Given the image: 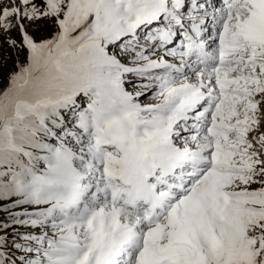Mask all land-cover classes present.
Listing matches in <instances>:
<instances>
[{
    "label": "snow or ice",
    "instance_id": "obj_1",
    "mask_svg": "<svg viewBox=\"0 0 264 264\" xmlns=\"http://www.w3.org/2000/svg\"><path fill=\"white\" fill-rule=\"evenodd\" d=\"M0 213V264H264V0H0Z\"/></svg>",
    "mask_w": 264,
    "mask_h": 264
},
{
    "label": "trees",
    "instance_id": "obj_2",
    "mask_svg": "<svg viewBox=\"0 0 264 264\" xmlns=\"http://www.w3.org/2000/svg\"><path fill=\"white\" fill-rule=\"evenodd\" d=\"M0 214H1L0 219H3L5 214H2V213H0ZM21 231H24V229H21ZM9 233H11V229H9ZM10 239H11V236H10Z\"/></svg>",
    "mask_w": 264,
    "mask_h": 264
},
{
    "label": "rangeland",
    "instance_id": "obj_3",
    "mask_svg": "<svg viewBox=\"0 0 264 264\" xmlns=\"http://www.w3.org/2000/svg\"><path fill=\"white\" fill-rule=\"evenodd\" d=\"M1 215V214H0Z\"/></svg>",
    "mask_w": 264,
    "mask_h": 264
}]
</instances>
